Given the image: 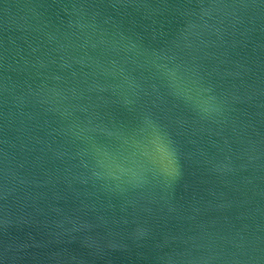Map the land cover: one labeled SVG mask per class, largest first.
<instances>
[{
    "label": "water",
    "instance_id": "obj_1",
    "mask_svg": "<svg viewBox=\"0 0 264 264\" xmlns=\"http://www.w3.org/2000/svg\"><path fill=\"white\" fill-rule=\"evenodd\" d=\"M0 264H264V0H0Z\"/></svg>",
    "mask_w": 264,
    "mask_h": 264
},
{
    "label": "clouds",
    "instance_id": "obj_2",
    "mask_svg": "<svg viewBox=\"0 0 264 264\" xmlns=\"http://www.w3.org/2000/svg\"><path fill=\"white\" fill-rule=\"evenodd\" d=\"M173 80L174 86L177 89L183 88V85L176 81L175 77H173ZM199 104L202 111L210 112L213 110L209 100L199 101ZM97 153L102 164L110 165L115 169L114 175L117 176V178L121 174H127L132 178L138 179L141 178L143 173L149 168H159L162 172L169 174L171 172L170 164L172 163V153L162 138L155 134L150 137L147 145L140 147L141 159L134 161L133 166L128 169L116 165L114 163L115 158L104 149H97Z\"/></svg>",
    "mask_w": 264,
    "mask_h": 264
}]
</instances>
